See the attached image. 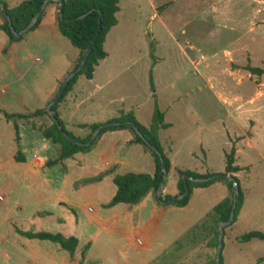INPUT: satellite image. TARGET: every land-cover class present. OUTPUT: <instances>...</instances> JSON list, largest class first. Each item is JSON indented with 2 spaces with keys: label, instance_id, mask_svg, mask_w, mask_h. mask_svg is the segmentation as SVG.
Listing matches in <instances>:
<instances>
[{
  "label": "rangeland",
  "instance_id": "obj_1",
  "mask_svg": "<svg viewBox=\"0 0 264 264\" xmlns=\"http://www.w3.org/2000/svg\"><path fill=\"white\" fill-rule=\"evenodd\" d=\"M116 17L118 24L104 41L108 55L96 67L94 82L78 76L79 84L84 85V92L79 95L83 99L81 111L70 116L89 123L102 120L116 107L131 105L136 109L137 104V118L147 125L156 104L171 124L162 136L170 137L179 160L190 169L202 168L204 163L215 172H222L224 151L234 146V163L241 167L237 179L247 194L241 219L236 217L223 227L220 264H264V240L238 238L250 230L264 231V72L254 75L244 68L248 64L264 70V0H119ZM57 38L58 42L52 43L53 52H49L39 47L30 32L23 34L18 47L25 58L17 64L22 76L0 61V70L6 71L0 72V106L6 111L28 114L44 104V90L50 88L55 77L62 76L69 58L79 52L61 34ZM16 122L17 143L11 122L0 115V140L16 144L0 153V161L12 163L10 157L15 156L22 139L39 181V167L59 152L58 145L51 144L41 164L38 127L50 124V118L43 114ZM66 128L80 136L83 131L90 132L88 127L81 132L79 128ZM46 168L52 177L61 175L60 164ZM25 178L26 182L17 180L15 189L5 190L6 182L1 183L0 203L21 201L22 206L12 207L19 214L13 224L44 230L39 217L32 216L36 211L33 208L40 203H24L33 201L35 192L41 189L36 186L32 192L24 187L33 181L30 175ZM72 181L69 178L64 183ZM109 186L110 193L102 194V200L112 196L114 185ZM82 197V192L77 193L86 208L89 203ZM90 200L89 206L97 210L95 200ZM218 201L215 193L196 196L185 210L167 214L159 222L150 256L136 250L142 239L129 234L121 237L117 246L105 242L96 251L87 250L83 264H208L215 258L216 247L205 245L203 237L189 241L182 233ZM81 215L88 214L83 211ZM178 219H184V225L177 226ZM59 226L54 222L49 228L62 233L71 227ZM178 239L182 244H178ZM30 241V245L43 242ZM82 247L75 250L72 258L78 261Z\"/></svg>",
  "mask_w": 264,
  "mask_h": 264
},
{
  "label": "crops",
  "instance_id": "obj_2",
  "mask_svg": "<svg viewBox=\"0 0 264 264\" xmlns=\"http://www.w3.org/2000/svg\"><path fill=\"white\" fill-rule=\"evenodd\" d=\"M3 1L9 7L21 2V0ZM56 12L57 5H47L38 25L33 30L27 31L30 32L32 37L39 41L40 48H43L49 52H53L52 43L56 44L58 42L57 34H60L56 22ZM2 23L3 19L0 15V25ZM117 24L118 19L115 25ZM23 34L21 35L20 39L9 41L7 34L0 29V61L9 65V69L13 70L19 76L22 75L17 68V64H22L25 58V55H22L21 48L18 47L20 42L24 40L22 39ZM53 55L55 56L57 53L50 54L49 56ZM107 55L103 59L99 60L98 64L94 67L92 77L90 79L85 78L88 83L94 82L96 67H98L101 61L106 59ZM78 57L79 52L73 57L69 58L65 70L62 72V76L55 77L52 84L50 85V88L44 90L46 99L44 104L38 109H46L45 106L52 99V95L59 82L64 79L65 76L73 69ZM0 72L5 73L6 71L0 70ZM149 78L150 73L148 72L147 79L150 87ZM95 85L100 87V85L97 83H95ZM83 87L84 85L79 84L77 78L71 89L56 107L55 112L58 113L67 131L69 130L66 127L69 126L72 129L79 128V132H81L85 130L86 127H80L79 124L107 122L110 118L118 116L120 111H132L137 121L140 122L135 112L138 107L137 104L135 105L136 109H134L131 105L127 107H116L114 111L108 112L111 113V115L108 116V113H106L103 116V119L100 121L96 120L94 122L87 123L73 120L70 116L71 113L74 114L81 111L83 99L79 98V95L83 94ZM3 111L8 112L0 106V115H2L4 118L2 113ZM161 112L163 113L164 117V112ZM151 117L152 114L150 116V120ZM166 123L169 124L167 127L169 128L171 124L169 122ZM167 128L161 129L159 131L160 143L171 164L169 170L166 173L165 185L161 193L162 197L164 195L174 196L178 194L176 169H188L199 173H205L207 171L215 172V170L212 168L205 166L204 163L202 168L195 169H190L188 166L183 164L178 158V151L173 150L172 148V141L169 139L170 137L166 135L164 137L162 136L163 131H165ZM73 135L83 138L88 135V132L83 131L81 136L79 134ZM131 138L132 134L127 129H108L97 138L95 144L90 150L85 152H76L72 157L63 159L53 164H60L61 175H57L56 177L53 176V178L47 173L48 168L46 167L48 166L45 165L42 168L39 167V181L37 180L38 177L36 176V169L33 168V166H31L28 162L29 158L25 153V147L23 145L24 143L21 139L20 146L15 148L19 149L21 155L24 157V161H16L14 158L15 156L10 157L12 163L0 161V186L1 183L6 182V184L3 185V187L6 188L5 190L15 189L17 187L16 182L18 179H23L22 182H26L25 176L30 175V178L33 181L30 183H25L24 187L32 189V192L35 190L34 187L36 186L41 190H39V193L35 192L36 198H33V201H24V203L28 204L34 201L40 203L39 206L33 208V210L36 209V211L32 212V216L39 217L44 230L19 228L16 224H13L16 218L19 217V214L12 207L15 204H17V206H22L21 201L13 200L11 204L9 201V204L0 203V252L3 253L0 264H78L80 258L78 261L72 258V255H69L65 250L61 249L58 243L51 242L49 240H40L43 242L30 245V239L35 238H27L17 232V229L51 232L49 225L54 222L57 223V225H60L61 227H59L62 229H65L63 226L71 225L69 228L66 227V230L63 231L62 234L65 236L73 235L77 237L78 244L76 250L78 247H84L86 244H88L87 250L93 248L96 251V248L102 247L100 246L101 243L104 244L105 242H111L114 246H117L121 240V237L131 234V237L138 236L140 237V240L142 239L141 247H137L136 250L142 252L143 254L146 253L150 256V254L153 252L150 250V247L157 235L156 232H158L157 229L159 227V222L167 214L170 212L185 210L190 204H192L193 199H195L196 196L204 197L209 193H215L217 195V199L220 201L228 195L229 191L226 185L217 181L206 187L192 188L189 200L184 206H159L151 192L147 193L140 202L134 205L117 203L112 206H107V203L115 192V186L113 194L110 196L109 200H102L101 195L108 194L110 188L109 183H112V177L115 174H121L125 172H145L152 174L154 171V161L152 156L147 151H145L140 144L130 142ZM51 144L54 143H52L50 139L42 137L39 132V160H41V164H44L43 158H47L46 150H49ZM14 146H16V144H14L12 140H10L9 143L0 140V153L6 149L10 150L14 148ZM34 149L36 151L37 146ZM225 152L226 151H224V156ZM56 158L57 156L54 159ZM8 168H10L9 173L6 172ZM239 168L241 169V167ZM237 172L233 173V175L236 177L238 176ZM12 178H16V180H12ZM69 178L73 180L72 183H64L67 182V179ZM168 179L171 181H168ZM243 185L244 184L239 183V186L243 191V204L237 215L239 220L241 219V213L244 208V201L247 194V191ZM79 192L83 193V201H86L90 204L92 203V200L90 199L95 200L94 203L98 205V209L94 210V208L89 206V204H87L86 208H83L84 202H79L77 198V193ZM5 194L8 195L7 193ZM214 205L215 204H213L211 208ZM82 208L83 211L88 214L87 216L84 215L83 217L81 215L83 214V211L81 210ZM184 223V219H178L176 224L177 226H182ZM7 225L9 226L7 227ZM6 228L7 232L5 233L4 230ZM187 229H185L183 233ZM54 232L59 231L56 230ZM147 255L145 257H147ZM100 256L101 255H99V257ZM153 257H155V255H151V258ZM2 260L4 261L2 262Z\"/></svg>",
  "mask_w": 264,
  "mask_h": 264
},
{
  "label": "trees",
  "instance_id": "obj_3",
  "mask_svg": "<svg viewBox=\"0 0 264 264\" xmlns=\"http://www.w3.org/2000/svg\"><path fill=\"white\" fill-rule=\"evenodd\" d=\"M5 5V12L9 15L13 28L16 31L24 28L32 18V16L39 10L43 0H22L18 4L9 7L3 0H0ZM55 4L57 5V10L59 8V3L54 0H48L47 5ZM45 10V9H44ZM119 10V0H63L62 5V19H59L58 11L56 12V22L57 27L62 36L67 38L70 44L78 49L79 57L73 67V69L78 65L83 55L90 48V52L84 62L80 71L73 76L67 85L65 86L61 96L52 106L56 111L57 104L65 97L68 91L71 89L72 85L76 82L79 75H83L85 78L90 79L93 75L94 67L98 64L99 60L103 59L107 52L104 49V41L109 30L117 23L116 13ZM44 12V11H43ZM86 13V14H85ZM82 14L84 17L78 20H71ZM0 15L3 19V23L0 25V29L3 30L9 41L18 40L21 38H15L13 33L8 26V22L0 11ZM43 13L37 18L34 25L29 29L33 30L42 18ZM5 51V50H4ZM247 71L254 75H261L264 70L258 66L245 65L244 67ZM62 83V82H61ZM59 84L58 88L60 87ZM58 90V89H57ZM3 116L6 121H10L14 131V138L16 143L19 139V130L16 120L26 119L30 116L43 115L46 114L50 118V124L38 127V131L41 136L50 139L52 143L57 144L59 148L58 156L56 159L47 160L45 162L46 166H51L58 161L66 158L72 157L76 152H85L91 149L95 144L97 138L108 129H127L131 134L132 138L130 142L140 144L145 151H147L153 158L154 161V171L152 174L145 172H125L121 174H115L112 177V183L115 186V192L107 206H112L117 203H125L128 205H134L141 201V199L149 192H151L155 198V201L159 206H184L187 204L192 188L194 187H206L213 182H222L226 185L229 193L226 197L216 203L209 211H207L199 220H197L192 226H190L183 234L182 237L187 238L189 241H194V239L202 238L205 245L208 247L217 246V237L219 231V222L226 221L229 218V212L232 206L233 192L232 181L225 175L233 176L238 184L239 181L233 173L237 172L240 168L238 165L234 164L235 161V148L232 146L230 151L225 152V166L222 172H205L199 173L192 170H182L176 169L177 174V189L178 193L184 191V184L181 180V176L188 174L194 178H208L212 177L206 181H192L187 180L189 186V194L175 202L162 203L161 199H169L171 195H164L163 197H157L156 190L162 180L163 173L161 169V159L164 163L166 170L168 171L171 164L168 156L163 150V147L159 140V131L161 129L167 128L168 123L164 121L163 113L158 109L156 104L154 105V110L150 123L146 126L137 121L132 111L123 112L120 111L119 115L109 119V121L119 122L116 125L103 127L98 132L93 143L89 146L84 144H76L66 138L61 131L58 129V124L62 125L64 132L70 137L81 143H85L91 137L92 131L101 123L92 124H79L80 127H88L90 132L87 136L80 138L73 135L71 132L67 131L63 125L57 112L51 117L46 109L34 110L31 113H8L3 111ZM131 120L135 123L143 137H140L134 131L132 125L125 123V121ZM153 146L157 152L161 154V159L157 152L151 148ZM16 161H24L23 155L18 150L15 154ZM243 204V192L239 186V192L237 194L236 206L234 209V219L239 213V210ZM232 221V222H233ZM17 232L27 238H35L38 240H49L51 242L58 243L61 249L65 250L69 255H72L77 247L78 239L76 236L69 235L65 236L59 232H48V231H32V230H20ZM240 241H249L253 238L264 240V231L261 230H250L239 237ZM181 239H178V244ZM88 248L86 244L80 252V259L78 264H83L85 252ZM264 259V257H263ZM259 260H262L259 259ZM215 258L208 261V264H214ZM220 263H222V257H220Z\"/></svg>",
  "mask_w": 264,
  "mask_h": 264
},
{
  "label": "water",
  "instance_id": "obj_4",
  "mask_svg": "<svg viewBox=\"0 0 264 264\" xmlns=\"http://www.w3.org/2000/svg\"><path fill=\"white\" fill-rule=\"evenodd\" d=\"M54 1H57L59 3V8H58V15H59V19H62V5H63V0H54ZM48 0H43L39 10L32 16V18L30 19L29 23L24 27L22 28L21 30L19 31H16L14 28H13V25L11 23V20H10V17L9 15L5 12V5L3 2H0V11H2L3 15L5 16L7 22H8V26L10 27L12 33H13V36L15 38H18L20 37L23 33L29 31V29L34 25V23L36 22L37 18L43 13L45 7H46V4H47ZM86 14V13H85ZM85 14H82L76 18H73V19H69V21L71 20H78L82 17L85 16ZM90 52V48L87 49V51L85 52V54L83 55L82 59L80 60V62L78 63V65L72 69L66 76L65 78L63 79L60 87L58 88L56 94L52 97V99L47 103L46 105V111L48 112V114L53 117L54 116V113H55V110L52 108V106L55 104V102L59 99V97L61 96L65 86L67 85V83L69 82V80L75 76L79 71L80 69L82 68L84 62L86 61V58L88 56ZM119 122H114V121H107V122H104V123H101L100 125H98L91 133V137L89 138V140L85 143H81L73 138H70L63 130L62 128V125L58 124V129L61 131V133L66 137L68 138L70 141H72L73 143H76V144H84L86 146H89L93 143L94 139L96 138L98 132L100 131L101 128L103 127H107V126H112V125H116L118 124ZM125 123L127 124H130L132 125L134 131L136 132L137 135H139L140 137H143L141 132L139 131V129L137 128V126L135 125V123L131 120H127L125 121ZM151 148L153 150L156 151V149L151 146ZM157 152V151H156ZM157 154L159 155L160 159H161V154L159 152H157ZM161 169H162V173H163V177H162V180L156 190V195L157 197H160L161 196V193H162V190L164 188V185H165V177H166V173H167V170H166V167L164 165V163L162 162V159H161ZM227 178H229L231 181H232V189L231 191L233 192V199H232V206H231V209H230V212H229V218L226 220V221H220L219 222V231H218V237H217V246H216V254H215V263L214 264H220V255H221V250H222V240H223V227L224 225L226 224H229L233 221L234 219V209H235V206H236V201H237V194L239 192V184L237 182V180L233 177V176H229V175H225ZM212 177H208V178H194V177H191L189 176L188 174H184L181 176V180L184 184V191L181 192V193H178L172 197H170L169 199L165 200V199H161L162 203H170V202H175L185 196H187L189 194V186H188V182L187 180H192V181H206L208 179H210Z\"/></svg>",
  "mask_w": 264,
  "mask_h": 264
},
{
  "label": "built area",
  "instance_id": "obj_5",
  "mask_svg": "<svg viewBox=\"0 0 264 264\" xmlns=\"http://www.w3.org/2000/svg\"><path fill=\"white\" fill-rule=\"evenodd\" d=\"M0 198H1V196H0Z\"/></svg>",
  "mask_w": 264,
  "mask_h": 264
}]
</instances>
